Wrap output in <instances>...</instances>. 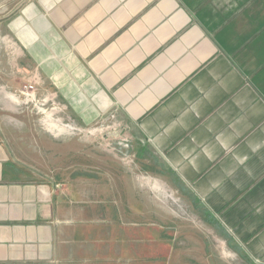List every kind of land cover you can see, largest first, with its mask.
I'll return each instance as SVG.
<instances>
[{
  "label": "crops",
  "instance_id": "0c3cea01",
  "mask_svg": "<svg viewBox=\"0 0 264 264\" xmlns=\"http://www.w3.org/2000/svg\"><path fill=\"white\" fill-rule=\"evenodd\" d=\"M22 95L73 127H124L113 143L162 165L191 206L215 207L264 264V0H16L0 16V264H139L127 222L97 218L117 205L48 174L54 161L69 178L59 151L80 143L37 155L10 123Z\"/></svg>",
  "mask_w": 264,
  "mask_h": 264
},
{
  "label": "rangeland",
  "instance_id": "374dc122",
  "mask_svg": "<svg viewBox=\"0 0 264 264\" xmlns=\"http://www.w3.org/2000/svg\"><path fill=\"white\" fill-rule=\"evenodd\" d=\"M14 1L0 0V16ZM23 96L16 103L18 112L10 117V123L24 127L26 131L18 134L34 140L32 145L37 155L41 154L42 143L45 147L47 141L49 152L56 151L50 145L58 140L66 145L72 139L80 143L75 149L64 145L65 152L59 151L60 162L67 165L69 178L63 179L62 171L56 172L58 165L54 161L48 165L51 170L48 174L66 187L88 189L86 198H96L97 203L117 205L94 208L98 211V220L127 222L128 250L139 251L131 263L256 264L230 240L215 207L191 206L185 195L170 187L167 170L162 165L144 156L137 146L113 143L112 138L117 136L102 137L111 121H104V128L99 125L73 127V122L62 123L56 119L51 101L34 97L26 102ZM42 149L46 151V147ZM33 166L40 170L39 164L33 163ZM124 172L128 175L123 178L128 176V180L122 179Z\"/></svg>",
  "mask_w": 264,
  "mask_h": 264
},
{
  "label": "built area",
  "instance_id": "2783aa9c",
  "mask_svg": "<svg viewBox=\"0 0 264 264\" xmlns=\"http://www.w3.org/2000/svg\"><path fill=\"white\" fill-rule=\"evenodd\" d=\"M35 89V83L34 82H29V83H25L22 87V92L26 95H31V92H33ZM32 98H34V96H30L28 98V100H31ZM104 128V127H102Z\"/></svg>",
  "mask_w": 264,
  "mask_h": 264
},
{
  "label": "water",
  "instance_id": "95a60500",
  "mask_svg": "<svg viewBox=\"0 0 264 264\" xmlns=\"http://www.w3.org/2000/svg\"><path fill=\"white\" fill-rule=\"evenodd\" d=\"M124 131V127H120L118 129H114V130H108V131H105L102 135V137H108V136H118L120 134H122Z\"/></svg>",
  "mask_w": 264,
  "mask_h": 264
}]
</instances>
